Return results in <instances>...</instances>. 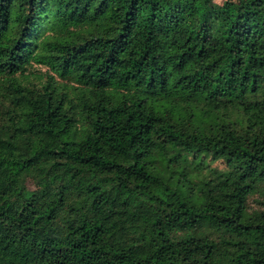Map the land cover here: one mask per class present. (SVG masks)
Segmentation results:
<instances>
[{
    "label": "trees",
    "instance_id": "16d2710c",
    "mask_svg": "<svg viewBox=\"0 0 264 264\" xmlns=\"http://www.w3.org/2000/svg\"><path fill=\"white\" fill-rule=\"evenodd\" d=\"M0 264H264V0H0Z\"/></svg>",
    "mask_w": 264,
    "mask_h": 264
},
{
    "label": "rangeland",
    "instance_id": "374dc122",
    "mask_svg": "<svg viewBox=\"0 0 264 264\" xmlns=\"http://www.w3.org/2000/svg\"><path fill=\"white\" fill-rule=\"evenodd\" d=\"M170 1L176 3L180 7L183 6V4L185 2V0H170ZM218 1H221V0H218ZM201 168H202L201 174H200L201 177H206L208 179H210V178L216 179L217 177H219V179L223 178L220 176V172L222 171L223 165H221L219 163H213L211 166L204 165ZM201 177H199V178H201ZM199 178H197V181L200 182ZM252 204L255 205V203H252Z\"/></svg>",
    "mask_w": 264,
    "mask_h": 264
}]
</instances>
